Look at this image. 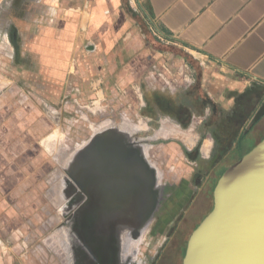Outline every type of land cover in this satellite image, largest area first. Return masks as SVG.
Instances as JSON below:
<instances>
[{
	"label": "crops",
	"instance_id": "crops-1",
	"mask_svg": "<svg viewBox=\"0 0 264 264\" xmlns=\"http://www.w3.org/2000/svg\"><path fill=\"white\" fill-rule=\"evenodd\" d=\"M133 1L22 2L20 19L14 21L13 52L15 64L29 72L23 84L30 86V96L55 101L117 82L129 73L126 68L139 70L145 65L146 30L161 41L157 51L167 60L181 54L179 75L188 58L199 68L189 69L185 83L196 93L186 107L191 120L181 127L191 133L174 128L160 132L197 147L202 157L224 156L226 165L231 164L264 137V0ZM174 105L179 116L185 115L182 102ZM108 124L104 120L92 128ZM54 133L57 142V130L47 136ZM47 136L41 140L45 148ZM55 142L47 148L50 152ZM0 215L6 218L1 210ZM27 243L0 230V264H31Z\"/></svg>",
	"mask_w": 264,
	"mask_h": 264
},
{
	"label": "rangeland",
	"instance_id": "rangeland-1",
	"mask_svg": "<svg viewBox=\"0 0 264 264\" xmlns=\"http://www.w3.org/2000/svg\"><path fill=\"white\" fill-rule=\"evenodd\" d=\"M26 1L0 0V210L6 213V218L0 215L4 221L0 226L5 225L0 230L6 237L28 239L25 252L33 255L31 264H69L59 228L65 216L58 212L57 196L64 160L90 137L92 126L104 120L109 124L128 121L141 124L133 137L145 143L148 159L159 170L163 197L158 209L170 196H175L172 207L178 205L172 214L165 209L160 223L155 220L157 209L140 236L132 264H180L190 232L212 206L205 182L215 159L200 156L183 139L160 131L174 128L191 133L172 118L186 125L191 120L187 96L196 93L185 83L190 78L189 69L199 68L188 58L187 66L181 68L185 77L179 75L181 54H169L172 57L167 60L157 51L161 41L145 30V65L139 70L126 68L129 73L119 81L101 83L96 89L68 93L55 101H36L30 96V86L23 84L29 80V72L15 64L13 52L14 21H19L20 4ZM174 87L177 91L171 95L169 90ZM161 88L166 92L158 90ZM162 98L172 105L182 102L186 115L172 113L171 106L163 110L159 106ZM55 130L57 142L54 133L50 152L41 140ZM189 178L190 193L175 190ZM57 234L62 239L56 238Z\"/></svg>",
	"mask_w": 264,
	"mask_h": 264
},
{
	"label": "water",
	"instance_id": "water-1",
	"mask_svg": "<svg viewBox=\"0 0 264 264\" xmlns=\"http://www.w3.org/2000/svg\"><path fill=\"white\" fill-rule=\"evenodd\" d=\"M128 121L96 131L64 160L58 212L69 264H132L163 197L158 168ZM180 264H264V137L229 164Z\"/></svg>",
	"mask_w": 264,
	"mask_h": 264
},
{
	"label": "flooded vegetation",
	"instance_id": "flooded-vegetation-1",
	"mask_svg": "<svg viewBox=\"0 0 264 264\" xmlns=\"http://www.w3.org/2000/svg\"><path fill=\"white\" fill-rule=\"evenodd\" d=\"M189 98H190V96H187V99L189 100ZM160 104H159V106H163L162 108H163V110H166L165 108H169L170 106L172 107V109H171V112L172 113H175V112H179V110L175 107V105L173 104L172 105V103L171 102H169V101H166V99L165 98H162L160 101ZM165 105H166V107H165ZM181 112H184V110L182 109L181 110ZM186 115V114H185ZM168 116H170V114L168 115ZM172 118V117H171ZM172 120L174 121V122H177L180 126H182V124H183V122H181V120L180 119H174V118H172ZM195 151H197L198 152V149H197V147H195ZM210 156H212V155H210ZM209 156V157H210ZM214 159H216V162L214 163V164H212V168H211V170H210V172H209V174L207 175V179H206V182H205V184H206V186L208 185L209 186V191L211 192V196H212V189H213V187H214V185H215V183H216V181H217V179H218V177L220 176V174L222 173V171L228 166V165H226V160H224V156H221V157H216V158H214ZM191 179H192V177H191ZM181 184H180V187H177V189H175L176 191L178 190V191H181V192H185L186 194H188V193H190V189L188 188V184L190 183V178L189 179H187L186 181H183V182H180ZM182 189V190H181ZM170 196V195H169ZM172 197H175V196H172ZM171 196L167 199V201H165V203L163 204V207H162V204H161V206H160V208L158 209V212H157V219H155L157 222H161V221H163L162 220V217H163V215H164V212H165V209H166V211H170V213L172 214V213H174L175 211H176V207L178 206H174V208L172 207V204H173V198H172ZM181 203V202H180ZM179 203V204H180ZM172 207V208H171ZM181 207H179V209H180ZM211 208V207H210ZM182 209V208H181ZM209 211V210H208ZM204 216H205V214H204ZM203 216V217H204ZM202 217V218H203ZM201 218V219H202ZM200 219V220H201ZM187 241V240H186ZM185 245H186V243H185ZM184 254V253H183ZM183 256V255H182ZM181 259H182V257H181Z\"/></svg>",
	"mask_w": 264,
	"mask_h": 264
},
{
	"label": "bare ground",
	"instance_id": "bare-ground-1",
	"mask_svg": "<svg viewBox=\"0 0 264 264\" xmlns=\"http://www.w3.org/2000/svg\"><path fill=\"white\" fill-rule=\"evenodd\" d=\"M51 136L50 135H49V137L47 136L48 138L44 140V143L47 145V148H49L52 145L51 141L53 140V138ZM59 237H60V239H62L61 236L59 234H57L56 238H59ZM61 243H62V241H61Z\"/></svg>",
	"mask_w": 264,
	"mask_h": 264
},
{
	"label": "trees",
	"instance_id": "trees-1",
	"mask_svg": "<svg viewBox=\"0 0 264 264\" xmlns=\"http://www.w3.org/2000/svg\"><path fill=\"white\" fill-rule=\"evenodd\" d=\"M211 207H212V206H211ZM210 209H211V208H210ZM210 209H209V210H210ZM207 213H208V212H207ZM207 213H206V214H207ZM206 214H205V215H206ZM198 223H199V221L196 223V225H197ZM196 225H195V226H196ZM195 226H194V227H195ZM184 249H185V245H184V248H183V250H182V254L184 253ZM180 263H181V262H180Z\"/></svg>",
	"mask_w": 264,
	"mask_h": 264
}]
</instances>
